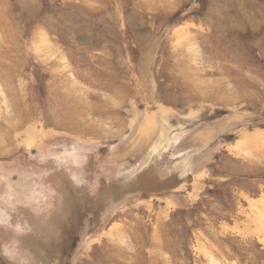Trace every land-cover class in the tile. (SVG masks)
I'll use <instances>...</instances> for the list:
<instances>
[{"label": "rangeland", "instance_id": "374dc122", "mask_svg": "<svg viewBox=\"0 0 264 264\" xmlns=\"http://www.w3.org/2000/svg\"><path fill=\"white\" fill-rule=\"evenodd\" d=\"M0 222V264H264V0H0Z\"/></svg>", "mask_w": 264, "mask_h": 264}, {"label": "clouds", "instance_id": "9594fccd", "mask_svg": "<svg viewBox=\"0 0 264 264\" xmlns=\"http://www.w3.org/2000/svg\"><path fill=\"white\" fill-rule=\"evenodd\" d=\"M76 186H81V185H76ZM18 206H23V205H18ZM18 206H17V207H18ZM17 207H16V208H17ZM11 212H14V211L11 210V209L7 210V215H8V219H9V221L11 220V215H10ZM0 225H2V222H0ZM4 255H5L6 258H8L6 253H5ZM27 264H31V260L28 261Z\"/></svg>", "mask_w": 264, "mask_h": 264}]
</instances>
